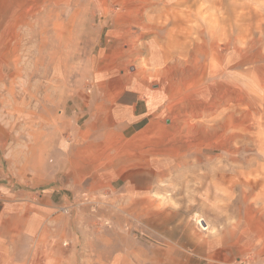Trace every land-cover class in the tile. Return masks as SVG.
Masks as SVG:
<instances>
[{
	"label": "rangeland",
	"instance_id": "rangeland-1",
	"mask_svg": "<svg viewBox=\"0 0 264 264\" xmlns=\"http://www.w3.org/2000/svg\"><path fill=\"white\" fill-rule=\"evenodd\" d=\"M0 165V264H264V0H0Z\"/></svg>",
	"mask_w": 264,
	"mask_h": 264
},
{
	"label": "crops",
	"instance_id": "crops-1",
	"mask_svg": "<svg viewBox=\"0 0 264 264\" xmlns=\"http://www.w3.org/2000/svg\"><path fill=\"white\" fill-rule=\"evenodd\" d=\"M162 89H159V90H157V91H155V92H153L152 94L153 95H166L165 94V91L164 90H162ZM143 99L142 98H140V99H138V101L136 102V103H133L134 104V106L135 107H133L132 108V115L129 117V119H128V121H127V123L129 124V125H131V124H133V122H135V121H139V120H141V119H145V118H147L148 116V113H145V109L143 110L142 109V107H140V104H142L141 103V101H142ZM139 111V116L138 117H136L135 115H136V113ZM135 113V114H134ZM152 115H154V117H156V115H157V111H152ZM155 119V118H154ZM153 123V120L150 122V124L147 126V127H149L151 124ZM146 127V128H147ZM145 128V129H146ZM144 129V130H145ZM127 133L128 134H133L134 132H133V129H131V128H129V129H127ZM135 134V133H134ZM0 168H1V170H2V167H1V165H0Z\"/></svg>",
	"mask_w": 264,
	"mask_h": 264
},
{
	"label": "bare ground",
	"instance_id": "bare-ground-1",
	"mask_svg": "<svg viewBox=\"0 0 264 264\" xmlns=\"http://www.w3.org/2000/svg\"><path fill=\"white\" fill-rule=\"evenodd\" d=\"M162 79H163V78H162ZM145 80H146V79H145ZM169 83H170V82H169ZM167 84H168V83H167ZM170 86H171V85H170ZM166 87H167V86H166ZM166 87H165V88H166ZM170 88H171V87H170ZM161 91H162V90H161ZM184 127H185V126H184ZM174 132H175V131H174Z\"/></svg>",
	"mask_w": 264,
	"mask_h": 264
}]
</instances>
